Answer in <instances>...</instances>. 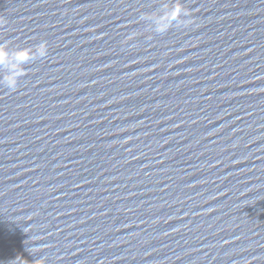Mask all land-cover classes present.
Wrapping results in <instances>:
<instances>
[{
	"label": "water",
	"instance_id": "obj_1",
	"mask_svg": "<svg viewBox=\"0 0 264 264\" xmlns=\"http://www.w3.org/2000/svg\"><path fill=\"white\" fill-rule=\"evenodd\" d=\"M173 3L0 0V264H264V0Z\"/></svg>",
	"mask_w": 264,
	"mask_h": 264
},
{
	"label": "clouds",
	"instance_id": "obj_2",
	"mask_svg": "<svg viewBox=\"0 0 264 264\" xmlns=\"http://www.w3.org/2000/svg\"><path fill=\"white\" fill-rule=\"evenodd\" d=\"M188 11L184 9L180 0H174V3L166 9L163 18L158 21L155 31L161 35L167 33L173 27H186L189 23L188 20L182 19L187 17ZM37 51L41 58L46 57L49 52V47L46 41H41L37 46ZM9 50L7 43L0 44V64L7 63L9 58ZM16 65L13 66V71L3 79V87L10 91H15L19 86V82L24 77L25 65L29 60L33 59L32 49H17L15 54Z\"/></svg>",
	"mask_w": 264,
	"mask_h": 264
},
{
	"label": "snow or ice",
	"instance_id": "obj_3",
	"mask_svg": "<svg viewBox=\"0 0 264 264\" xmlns=\"http://www.w3.org/2000/svg\"><path fill=\"white\" fill-rule=\"evenodd\" d=\"M0 43H2V42H0Z\"/></svg>",
	"mask_w": 264,
	"mask_h": 264
}]
</instances>
